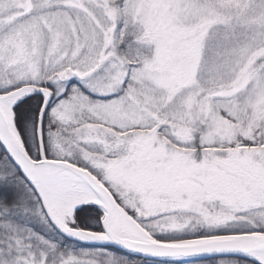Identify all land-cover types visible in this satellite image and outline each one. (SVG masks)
<instances>
[{
    "label": "snow or ice",
    "instance_id": "snow-or-ice-1",
    "mask_svg": "<svg viewBox=\"0 0 264 264\" xmlns=\"http://www.w3.org/2000/svg\"><path fill=\"white\" fill-rule=\"evenodd\" d=\"M0 264H264V0H0Z\"/></svg>",
    "mask_w": 264,
    "mask_h": 264
}]
</instances>
